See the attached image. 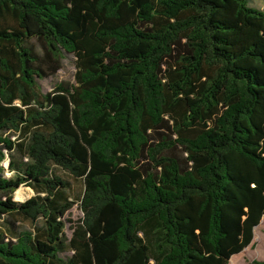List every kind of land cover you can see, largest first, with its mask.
Here are the masks:
<instances>
[{"label":"trees","instance_id":"obj_1","mask_svg":"<svg viewBox=\"0 0 264 264\" xmlns=\"http://www.w3.org/2000/svg\"><path fill=\"white\" fill-rule=\"evenodd\" d=\"M263 217L264 10L0 0V264H229Z\"/></svg>","mask_w":264,"mask_h":264},{"label":"rangeland","instance_id":"obj_2","mask_svg":"<svg viewBox=\"0 0 264 264\" xmlns=\"http://www.w3.org/2000/svg\"><path fill=\"white\" fill-rule=\"evenodd\" d=\"M251 7H255L260 10H264V0H248ZM77 69L75 65V58L71 55H66L62 60L61 69L54 76L48 77L44 80H38V84L43 93L51 92L60 83H69L71 85L76 83L75 75ZM6 169L5 175L11 177L12 173L7 171L8 161L3 163ZM76 192H79L81 186L79 183L74 185ZM33 192L30 188L22 186L14 194V199L17 202H24L33 196ZM23 197V198H22ZM21 199H24L21 201ZM83 217V214L76 204L70 213L67 215V219L71 222H76ZM264 219V217H263ZM71 223H66L65 233L68 237H71ZM69 254H63V257H67ZM264 261V221L261 220L260 225L254 232V239L251 245L245 249L241 254L231 258L229 264H255L256 262Z\"/></svg>","mask_w":264,"mask_h":264},{"label":"crops","instance_id":"obj_3","mask_svg":"<svg viewBox=\"0 0 264 264\" xmlns=\"http://www.w3.org/2000/svg\"><path fill=\"white\" fill-rule=\"evenodd\" d=\"M262 220L264 221V219H263V218H262ZM257 227H258V226H257ZM257 227H256V228H257ZM256 228L254 229V232H255ZM246 249H247V248H246Z\"/></svg>","mask_w":264,"mask_h":264},{"label":"bare ground","instance_id":"obj_4","mask_svg":"<svg viewBox=\"0 0 264 264\" xmlns=\"http://www.w3.org/2000/svg\"><path fill=\"white\" fill-rule=\"evenodd\" d=\"M23 198V197H22ZM24 200V199H21V201Z\"/></svg>","mask_w":264,"mask_h":264}]
</instances>
